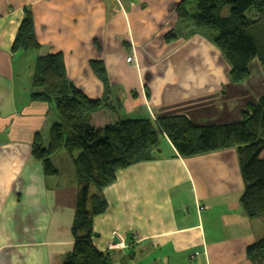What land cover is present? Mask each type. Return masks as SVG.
Wrapping results in <instances>:
<instances>
[{
	"label": "crops",
	"instance_id": "obj_1",
	"mask_svg": "<svg viewBox=\"0 0 264 264\" xmlns=\"http://www.w3.org/2000/svg\"><path fill=\"white\" fill-rule=\"evenodd\" d=\"M181 1L0 0V264H62L74 244L76 152L55 153L58 173L47 175L32 151L38 133L48 144L58 120L53 102L32 98L38 57L62 53L69 80L91 98L118 99L122 118L238 122L263 93L258 71L247 85L231 83L216 32L181 19ZM26 10L41 46L13 60ZM169 32L179 37L167 43ZM92 61L104 63L110 89ZM160 145L159 156L121 170L102 190L108 206L95 218L96 246L108 249L113 230L135 229L143 238L136 246L149 251L115 250L113 264H254L246 250L264 236V217L241 206L236 148L183 157L171 141Z\"/></svg>",
	"mask_w": 264,
	"mask_h": 264
},
{
	"label": "trees",
	"instance_id": "obj_2",
	"mask_svg": "<svg viewBox=\"0 0 264 264\" xmlns=\"http://www.w3.org/2000/svg\"><path fill=\"white\" fill-rule=\"evenodd\" d=\"M189 1L196 4L195 15L186 6ZM177 12L196 30L214 29V44L231 65L234 85L251 79L255 60L264 70V0H182ZM178 37L169 32L165 39L172 42ZM40 46L33 16L26 10L12 49L26 53ZM91 65L110 89L104 63ZM32 84V98L53 102L58 116L48 144L39 133L33 142V155L45 174L58 173L52 162L55 153L78 152L73 159L78 180L74 244L62 264H113V252L94 242L95 218L108 206L102 190L116 181L121 170L159 156L164 139L183 157L236 148L245 182L241 206L250 218L264 217V91L256 102L248 103L241 121L198 124L186 115H159L156 121L122 119L118 99L91 98L69 80L62 53L38 57ZM246 253L252 263L264 264V236Z\"/></svg>",
	"mask_w": 264,
	"mask_h": 264
},
{
	"label": "rangeland",
	"instance_id": "obj_3",
	"mask_svg": "<svg viewBox=\"0 0 264 264\" xmlns=\"http://www.w3.org/2000/svg\"><path fill=\"white\" fill-rule=\"evenodd\" d=\"M187 8L189 9V12H191V8H192V12H191V14L192 15H195L196 14V4L193 2V1H189V4L187 5ZM194 10V11H193ZM229 10H230V8L228 7L227 9H225L224 10V13L225 14H227L228 12H229ZM211 32H213L211 35L212 36H214V34H215V31H214V29L213 30H211ZM180 33V32H179ZM212 41H213V43H214V37L212 38ZM173 42V41H172ZM167 43H171V42H167ZM215 45V44H214ZM216 46V45H215ZM219 50V49H218ZM220 51V50H219ZM220 56L221 57H223L225 60V63L227 64H229V62L227 61V59L225 58V56L223 55V53L220 51ZM129 58H131V60L129 61V59H128V63H130V64H136V59H135V56H130ZM254 66H253V71H254V73H256L257 71H258V73H260L259 75H260V78L258 79V81H257V83H254L257 87H259L263 82H264V70H263V68L259 65V63L257 62V60H255L254 62ZM257 65V66H256ZM259 67H260V69H259ZM229 78H230V76H229ZM250 80H252V79H250ZM230 81H231V79H230ZM231 83H232V81H231ZM233 84V83H232ZM243 84H245V85H247V84H249V81H247V82H244V83H242V85ZM30 89H32V88H30ZM251 92H252V95L254 96V97H256L257 96V94L259 93V90H256V89H251L250 90ZM230 95V94H229ZM129 117H132V116H129V115H127L126 113H125V116L122 118V119H131V118H129ZM161 143H162V141H161ZM163 145H165V144H163ZM78 152H76V154H77ZM93 187V190H96L95 189V187L94 186H92ZM256 218H259V217H256ZM113 232V231H112ZM129 232H132V236H131V239H128V243L129 244H127V247L126 248H124V249H109L111 252H113V251H115V250H128V249H132L134 246V252H138V254H139V256L142 254V252L143 251H149L147 248H146V246H144V245H142L140 248L138 247V246H136L139 242H141V240L143 239L140 235H139V233L137 232V230H135V229H132V230H130ZM129 232H124V233H126L127 235H128V233ZM111 237H112V233H111ZM138 248L141 250H138ZM143 259V264H149V261H148V259L147 258H142ZM127 260H129V259H127Z\"/></svg>",
	"mask_w": 264,
	"mask_h": 264
},
{
	"label": "built area",
	"instance_id": "obj_4",
	"mask_svg": "<svg viewBox=\"0 0 264 264\" xmlns=\"http://www.w3.org/2000/svg\"><path fill=\"white\" fill-rule=\"evenodd\" d=\"M129 61L131 60V58H129ZM127 59V60H128ZM153 119L156 121L157 118L155 116H153ZM132 232H129L128 235L124 232H120L118 230H113L112 232V242L110 243L108 249H124L127 247L128 243V239H131V235Z\"/></svg>",
	"mask_w": 264,
	"mask_h": 264
},
{
	"label": "water",
	"instance_id": "obj_5",
	"mask_svg": "<svg viewBox=\"0 0 264 264\" xmlns=\"http://www.w3.org/2000/svg\"><path fill=\"white\" fill-rule=\"evenodd\" d=\"M23 54H24V51L20 50L19 52L15 53L13 60H17ZM152 153L154 154L155 151H153Z\"/></svg>",
	"mask_w": 264,
	"mask_h": 264
}]
</instances>
